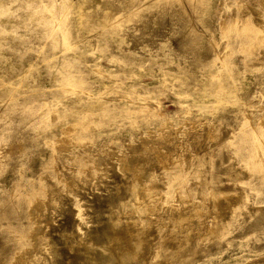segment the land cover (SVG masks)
Returning a JSON list of instances; mask_svg holds the SVG:
<instances>
[{"label": "rangeland", "instance_id": "1", "mask_svg": "<svg viewBox=\"0 0 264 264\" xmlns=\"http://www.w3.org/2000/svg\"><path fill=\"white\" fill-rule=\"evenodd\" d=\"M106 227L264 264V0H0V264H111Z\"/></svg>", "mask_w": 264, "mask_h": 264}, {"label": "bare ground", "instance_id": "2", "mask_svg": "<svg viewBox=\"0 0 264 264\" xmlns=\"http://www.w3.org/2000/svg\"><path fill=\"white\" fill-rule=\"evenodd\" d=\"M114 230H112L111 227H106L103 232V234L106 235V238L104 239L105 241H101V243L99 242L100 245L95 246V248L89 250L88 253L91 254L93 251H96L103 254L107 257V261L111 262V264H132L134 262L136 263V260H140V258L137 259L135 255V252H138L136 242L137 236L133 234L136 236V240H134V236L131 237V235L129 236V234L125 232L122 233L121 231H118L119 229Z\"/></svg>", "mask_w": 264, "mask_h": 264}]
</instances>
